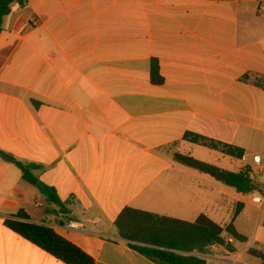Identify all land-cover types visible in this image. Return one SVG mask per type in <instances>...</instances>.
Wrapping results in <instances>:
<instances>
[{"label":"crops","instance_id":"crops-1","mask_svg":"<svg viewBox=\"0 0 264 264\" xmlns=\"http://www.w3.org/2000/svg\"><path fill=\"white\" fill-rule=\"evenodd\" d=\"M11 8L0 34V151L37 165L35 176L67 213L0 158V264H65L7 228L20 211L95 264H157L119 235L126 208L232 224L246 242L225 233L233 251L196 255L208 264H264V206L253 202L264 196V87L255 82L264 78V5L30 0ZM154 61L161 84L152 80ZM177 155L231 173L250 167L257 189L239 193Z\"/></svg>","mask_w":264,"mask_h":264},{"label":"trees","instance_id":"trees-1","mask_svg":"<svg viewBox=\"0 0 264 264\" xmlns=\"http://www.w3.org/2000/svg\"><path fill=\"white\" fill-rule=\"evenodd\" d=\"M29 1L0 0V34L3 20L11 13L12 5L16 3L24 7ZM152 80L155 84L163 83L157 61H154L152 65ZM255 82L264 87L263 77L255 78ZM185 139L219 150L237 159L244 157V151L240 148L215 142L192 133H187ZM0 158L17 167L22 172L23 179L37 187L47 197L51 205L57 206L61 213H67L56 190L43 184L35 176L34 172L38 169L37 165L25 164L17 160L14 155L1 151ZM177 160L235 188L239 193L250 194L257 189L250 175L252 172L250 167L240 173H231L190 157L177 155ZM29 220V216L24 211H20L17 216L7 219L5 225L23 239L65 264H95L92 257L58 235L52 228L33 224ZM115 226L121 238L127 241L132 249L157 264H208L205 259L196 254L205 255L212 246H223L230 251L234 250L232 244L227 241L225 233L238 242H246L247 240L236 231L234 225L231 224L223 229L205 216H201L194 223H188L132 208H126L119 215Z\"/></svg>","mask_w":264,"mask_h":264},{"label":"built area","instance_id":"built-area-1","mask_svg":"<svg viewBox=\"0 0 264 264\" xmlns=\"http://www.w3.org/2000/svg\"><path fill=\"white\" fill-rule=\"evenodd\" d=\"M247 1L254 2L260 6L264 5V0H247ZM261 161H262V157L260 155H257L254 157V162L256 164L260 165ZM253 202L257 205L264 206V196L254 197ZM68 226L71 228H77L78 227V225L75 222H69Z\"/></svg>","mask_w":264,"mask_h":264},{"label":"rangeland","instance_id":"rangeland-1","mask_svg":"<svg viewBox=\"0 0 264 264\" xmlns=\"http://www.w3.org/2000/svg\"><path fill=\"white\" fill-rule=\"evenodd\" d=\"M251 211L254 213V215L258 214V210L253 206H251Z\"/></svg>","mask_w":264,"mask_h":264}]
</instances>
